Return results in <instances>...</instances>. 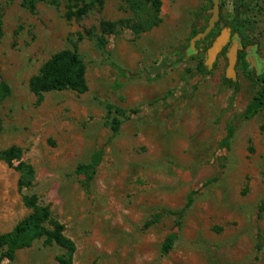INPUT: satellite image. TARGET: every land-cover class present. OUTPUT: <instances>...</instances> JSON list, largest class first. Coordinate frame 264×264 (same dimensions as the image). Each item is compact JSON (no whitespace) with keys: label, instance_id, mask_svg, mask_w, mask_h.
Wrapping results in <instances>:
<instances>
[{"label":"rangeland","instance_id":"obj_1","mask_svg":"<svg viewBox=\"0 0 264 264\" xmlns=\"http://www.w3.org/2000/svg\"><path fill=\"white\" fill-rule=\"evenodd\" d=\"M161 1L154 24L149 0H136L138 15L127 0H103L81 20L66 18L67 0H40L35 12L24 0H0V83L9 87L0 149L22 147L35 169L20 190L21 173L0 161V232L29 215L23 195L36 194L73 241L72 264H264V110L242 117L258 91L247 72L264 71V0H219L217 33L195 51L192 33L205 29L213 3ZM236 16L249 39L232 31ZM127 19L147 29L118 26L98 46L103 20ZM225 29L229 41L211 58ZM236 39L243 50L233 79L227 53ZM63 49L85 62L88 89L39 98L29 81ZM108 103L126 110L117 133ZM97 151L87 191L77 167ZM190 196L178 228L174 212ZM169 234L174 245L163 254ZM64 252L43 237L0 264H60Z\"/></svg>","mask_w":264,"mask_h":264},{"label":"trees","instance_id":"obj_2","mask_svg":"<svg viewBox=\"0 0 264 264\" xmlns=\"http://www.w3.org/2000/svg\"><path fill=\"white\" fill-rule=\"evenodd\" d=\"M40 0H24L23 5L31 12H35L37 4ZM156 12V22L160 21L159 12L161 10V0H149ZM212 3L213 1L210 0ZM52 3L55 0H51ZM130 8L138 15L139 6L136 0H127ZM96 4L103 5V0H67L66 18L69 20H81L92 10ZM3 21L0 15V41L3 36ZM118 26L130 28L137 35L144 32L147 27L135 20H119L110 21L103 20L101 22V34L96 35V41L99 47H104L107 43L106 35L115 31ZM246 26L244 20L240 16H236L232 23V31L246 37ZM204 30V29H202ZM218 30V24L212 32L206 37H213ZM198 32L193 31L192 37ZM248 38V37H246ZM249 39V38H248ZM249 40H247L248 42ZM201 41L197 42V46ZM245 57L242 52L241 58ZM246 64V63H245ZM201 70V69H200ZM87 67L83 59L76 50L63 49L53 54L47 61L43 63L37 74L33 75L29 81L30 90L42 98L45 93L52 91L73 90L79 93L86 92L88 83L86 78ZM248 77L258 86V91L248 103L242 117L250 119L264 110V71L259 75L252 70L247 72ZM236 90L238 88L236 87ZM9 93V87L5 82L0 83V100ZM234 96L231 97L230 103L233 104ZM109 125L114 133H117L123 123V118L126 117V110L115 107L112 104H107ZM24 150L22 147L13 145L5 149H0V161L5 162L8 166L13 167L21 173L19 181L20 190L25 186H30L35 174V169L32 164L23 160ZM102 152L97 151L92 156L88 163H81L77 167V171L84 176L83 185L87 191H90L92 180L94 179L98 166L101 162ZM193 199L190 196L186 206L174 212L175 224L178 228L182 225V216L184 211L191 205ZM24 205L31 210L28 216L20 220L11 231L0 232V261L3 259L14 260L16 253L20 249L30 247L34 241L45 237L49 244L56 243L64 248L65 252L58 256L60 264H72L75 245L73 241L65 235L64 225L52 216L49 206L39 203L36 194L23 195ZM264 211V201L260 206V215ZM175 234L166 236L161 252L168 254L174 245Z\"/></svg>","mask_w":264,"mask_h":264},{"label":"water","instance_id":"obj_3","mask_svg":"<svg viewBox=\"0 0 264 264\" xmlns=\"http://www.w3.org/2000/svg\"><path fill=\"white\" fill-rule=\"evenodd\" d=\"M213 1V7L209 9L210 18L208 21L207 26L203 31L198 32L195 36H193L190 40V51L196 50V44L198 41L204 40L215 28L217 22L220 19V4L219 0H212ZM230 38V31L228 29H225L222 31V33L216 38L215 42L213 43L212 48L210 49V55L211 58H213L219 51L222 50V48L228 43ZM242 48L241 43L239 40H234L232 44L230 45L227 53L228 57V68H227V77L235 79L236 73H235V65L238 58V52L239 49Z\"/></svg>","mask_w":264,"mask_h":264},{"label":"flooded vegetation","instance_id":"obj_4","mask_svg":"<svg viewBox=\"0 0 264 264\" xmlns=\"http://www.w3.org/2000/svg\"><path fill=\"white\" fill-rule=\"evenodd\" d=\"M220 12H221V10H220ZM219 21H220V19H219ZM219 21H218V22H219ZM218 22H217V24H218ZM242 50H243V49H241L240 52H241Z\"/></svg>","mask_w":264,"mask_h":264}]
</instances>
